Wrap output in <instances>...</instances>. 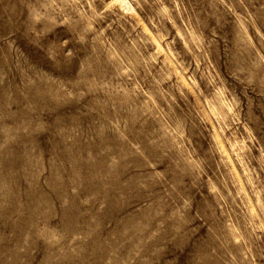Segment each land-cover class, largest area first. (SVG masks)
Masks as SVG:
<instances>
[{
	"label": "rangeland",
	"instance_id": "rangeland-1",
	"mask_svg": "<svg viewBox=\"0 0 264 264\" xmlns=\"http://www.w3.org/2000/svg\"><path fill=\"white\" fill-rule=\"evenodd\" d=\"M119 3L0 0V264H264V0Z\"/></svg>",
	"mask_w": 264,
	"mask_h": 264
},
{
	"label": "bare ground",
	"instance_id": "bare-ground-1",
	"mask_svg": "<svg viewBox=\"0 0 264 264\" xmlns=\"http://www.w3.org/2000/svg\"><path fill=\"white\" fill-rule=\"evenodd\" d=\"M114 1H115V2H117V1H118V2L122 3L124 0H117V1H116V0H114ZM120 3H119V5H120Z\"/></svg>",
	"mask_w": 264,
	"mask_h": 264
}]
</instances>
